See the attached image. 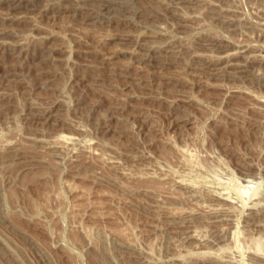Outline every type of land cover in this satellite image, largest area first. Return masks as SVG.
<instances>
[{
	"label": "rangeland",
	"instance_id": "rangeland-1",
	"mask_svg": "<svg viewBox=\"0 0 264 264\" xmlns=\"http://www.w3.org/2000/svg\"><path fill=\"white\" fill-rule=\"evenodd\" d=\"M9 1L0 264H264V0Z\"/></svg>",
	"mask_w": 264,
	"mask_h": 264
},
{
	"label": "bare ground",
	"instance_id": "bare-ground-1",
	"mask_svg": "<svg viewBox=\"0 0 264 264\" xmlns=\"http://www.w3.org/2000/svg\"><path fill=\"white\" fill-rule=\"evenodd\" d=\"M8 1H9V0H8ZM86 1L88 2V0H86ZM86 1H85V2H86ZM92 1H94V0H92ZM92 1H91V2H92ZM96 1H97V0H95V2H93L94 5L99 3L98 1H97L98 3H96ZM103 1H104V0H103ZM103 1H102V3H103ZM109 1H110V0H109ZM109 1H107V2H109ZM9 2H10V1H9ZM9 2L6 3V1H4V3H6V4H9ZM15 2H16V1H15ZM22 2H23V1H22ZM24 2H25V1H24ZM87 2H86V3H87ZM105 2H106V1H105ZM128 2H129V1H126V3H128ZM4 3H3V4H4ZM19 3H20V2H19ZM102 3H99V4L101 5ZM111 3H112V1H111ZM114 3H116V2H114ZM3 4L1 3V5H3ZM20 4H21V3H20ZM22 4H23V3H22ZM25 4H26V3H25ZM87 4H90V2L87 3ZM91 4H92V3H91ZM99 4H98V6H97V5H96V6H97V7H100ZM103 4H104V3H103ZM116 4H117V3H116ZM116 4H114V5H116ZM11 5H15V4L12 3ZM18 5H19V4H18ZM18 5H15L14 8H16V6H18ZM23 5H24V4H23ZM81 5H82V3H81ZM83 5H85V4H83ZM94 5H93V6H94ZM106 5H107V4H106ZM106 5H105V6H106ZM112 5H113V4H112ZM112 5H111V6H112ZM90 6H91V5H90ZM103 6H104V5H103ZM111 6H110V7H111ZM116 6H117V5H116ZM118 6H119V5H118ZM81 7H82V6H81ZM83 7H85V6H83ZM88 7H89V5H88ZM91 7H92V6H91ZM110 7H109V4H108L107 8H109V10H110ZM114 7H115V6H114ZM21 8H22V5H21ZM112 8H113V7H112ZM113 9H114V8H113ZM19 10H20V9H19ZM21 10H22V9H21ZM106 10H107V9H106ZM109 10H108V11H109ZM113 11H114V10H113ZM247 182H248V181H247ZM247 185H248V184H247ZM243 187H245V186H243ZM242 189H243V188H242ZM240 190H241V189H240ZM247 191H248V189H244V191L241 192V193H244V192L246 193ZM245 193H244V194H245ZM247 194H248V193H247ZM227 196H228V195H227ZM242 196H243V195H242ZM247 197H248V196H247ZM247 197H246V198H247ZM225 198L228 199L227 197H225ZM245 200H246V199H245ZM226 201H227V200H226ZM228 201H230V200H228ZM233 201H234V200H233ZM263 212H264V210H263ZM263 216H264V215H263ZM258 219H259V218H258Z\"/></svg>",
	"mask_w": 264,
	"mask_h": 264
}]
</instances>
